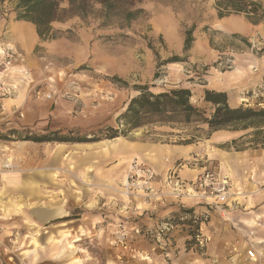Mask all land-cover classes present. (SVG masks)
Returning <instances> with one entry per match:
<instances>
[{
    "label": "rangeland",
    "instance_id": "374dc122",
    "mask_svg": "<svg viewBox=\"0 0 264 264\" xmlns=\"http://www.w3.org/2000/svg\"><path fill=\"white\" fill-rule=\"evenodd\" d=\"M16 1L0 0V15L5 17L12 12ZM261 1L264 4V0ZM136 5L143 12L128 24L120 22L103 25L99 6L93 7L86 19L60 12V18L51 22V35L54 38L39 39L30 55H21L12 42L0 38V43L8 42L19 53L15 65L4 73V79L15 85L14 93L4 99V111H9V104H12L13 113L15 109L22 112V116L17 115L20 118L23 117L25 108L35 117L44 118L41 126L33 124L16 128L17 133L10 135L9 140L37 142L24 137L56 133L55 135H67L71 138L92 139L83 142L103 141L106 145L117 137L130 140L159 139L162 138L161 134L179 133L182 130L203 137L208 130L205 128L207 125L201 122L187 125L148 123L129 128L119 120V116L130 98L139 93L137 86L144 84L149 85L153 92L172 87H188L192 90L191 102L210 112L211 104L202 100V90L209 87L207 78L211 72H221L224 75L222 82L229 89L227 101L231 106L242 103L260 107L264 105L263 25H250L251 31L235 28L236 26L227 30L219 28L215 0H140ZM65 6V2L61 3V7ZM188 32L192 42L189 49L184 50ZM111 129H118L123 133L109 138L107 135L111 133ZM221 129L226 131L221 135L231 136L233 141L244 138L243 143H247L250 149L256 147L259 150V147L264 146L254 141L253 126ZM212 137L223 139L214 135ZM42 142H50L42 144L48 147L55 146L60 141ZM213 146L223 147L226 144L214 142L208 148L213 150ZM104 149L107 150L108 146ZM5 152L7 155L4 159H14L8 149ZM68 153L72 157L63 155L62 159H79L81 151ZM258 156L252 155L250 159L262 158L261 155V158ZM130 159H137L151 166L141 156ZM131 160L124 176L115 185L106 187L114 193L122 194L121 200L112 199L116 203L114 208L118 210L113 213L117 225L108 229L100 228L94 210L88 213L94 216L93 226L88 229L82 227L79 220L84 211L76 206L68 216L62 217L63 220L46 224L45 226H49L46 229L44 226L25 224L4 234V240L0 239V254L11 264L36 263L40 252L44 258L40 264H85L81 262L83 257L88 259L89 264H99L100 261L94 256L103 253L111 255L114 253L113 247L120 248L124 253L125 264H146L143 257L149 251L161 255L160 252L164 249L161 230L166 229L157 230L158 234L143 224L136 230L133 229L135 234L132 235L125 221L132 217L138 220V217L141 218L146 213V210H142L145 205L171 195L163 194V186L157 187L156 181L151 189L129 187L127 180ZM71 164L57 165L56 174L63 178L58 180V188L63 190L64 185L70 183L76 190L86 182L91 187L92 180L86 175V168L83 169L74 160ZM256 172L257 169L251 173L252 181ZM66 176L70 178L66 179ZM89 191H93L92 187ZM236 192L231 183V198ZM186 198L189 201L203 200L189 196ZM213 208L223 214L221 216L216 212V219L228 220L224 205L222 209L214 205ZM188 209L181 207L180 214H170L160 220H168L172 225L181 222L183 225L179 224L178 234L185 237L184 252L206 257L207 246L199 232V225L202 221H207L209 216H194ZM251 215L253 214H249ZM148 216L154 217L156 213H148ZM102 235L105 236L106 243L102 242ZM255 236L258 234L253 228L248 230L245 237L247 249L252 247L256 258H248L246 264H264V248L256 249L252 245ZM48 243H52L53 247L49 249L46 246ZM151 245L153 249L150 248ZM173 246L175 249L174 241Z\"/></svg>",
    "mask_w": 264,
    "mask_h": 264
},
{
    "label": "crops",
    "instance_id": "0c3cea01",
    "mask_svg": "<svg viewBox=\"0 0 264 264\" xmlns=\"http://www.w3.org/2000/svg\"><path fill=\"white\" fill-rule=\"evenodd\" d=\"M216 21L219 28L226 30L236 26L235 28L251 31L250 25L264 26V21L252 24L240 14L218 17ZM0 38L12 42L21 55L32 54L39 42L34 24L16 19L13 11L5 17L0 15ZM223 77L221 72H211L207 78L208 88L225 91L228 95L229 89L224 87ZM11 105L9 104V111L0 113V132L4 133L7 129L33 124L41 126L44 122V118L35 117L26 108L23 111V117H18L11 110ZM163 124L176 125L161 123ZM205 128L208 131L203 137L185 130L179 133L161 134L162 138L159 139L130 140L117 137L106 144L107 150L104 149L106 145L102 143L103 141L95 143L63 141L57 142L55 146L48 145L47 147L42 144L50 142L0 139V239L4 240V234L11 233L17 226L25 224L36 227L44 226L46 229L49 227L45 226L46 224L68 216L76 206H80L84 211L79 220L82 227L88 229L93 226L94 216L88 213L94 210L97 213L95 217L100 228L108 229L110 226L117 225V219L113 213L118 210L114 208L116 203L113 200H121L120 195L122 194L114 193L106 187L115 185L117 180L124 176L131 157L141 156L156 170L157 187L163 186L168 170H173L181 180L189 182L203 170L208 169L229 176L234 191H237L235 196L224 205L225 217L228 220L215 218L217 211L213 208V200L210 198L189 201L190 199L186 197L166 196L152 201L153 204L145 205L142 209L146 210L143 217H138V220L132 217L125 221L132 235L135 234L133 229L136 230L143 224L154 231L166 229L161 230L164 235L161 237L164 245L163 251L160 252L161 255L149 251L143 257L145 263H248L246 256L248 243L245 239L248 230L251 231L253 228V231L258 234L252 243L253 247L264 248V146L259 147V150L256 147L250 149L247 143H243L244 138L233 141V137L221 135L224 131L222 129L210 130L206 126ZM213 135L223 137V139L213 138ZM214 142L225 143L226 146H213V150L209 149L208 146L214 145ZM239 143L243 145L239 146ZM5 149L12 153L14 159H4L7 155ZM78 150L81 151L79 159H62L63 155L72 157L68 152ZM252 155H259L258 157L262 156V158L250 159ZM8 160H11V163H8ZM73 160L78 162L83 169L86 168V175H89L90 181L92 180L93 191H89L91 187L87 182L82 188L76 190L70 183L65 184L63 190L58 188V180L63 178L56 174L57 165L71 164ZM6 161L11 166L3 168ZM256 169L255 179L252 181L250 176ZM69 178L70 176H66V179ZM181 207H188V211H191L194 216L202 214L209 216L207 221H202L199 225V232L204 237L207 246L206 257L184 252L185 237L178 234V226L182 224L181 222L173 224V227L168 220H160L170 214H180ZM153 212L156 216H148V213ZM249 214L253 215L249 216ZM220 215L223 216V214ZM104 239L105 236L102 235L101 240L106 243ZM46 246L49 249L53 247L52 243ZM150 248L153 249V246L151 245ZM113 249L114 253L111 255L103 253L93 256L100 261L99 264H125L124 253L118 247H113ZM29 254L35 256L33 253ZM38 256L36 263L31 264H40L39 262L44 260L41 252ZM81 262L89 264L88 259L84 257ZM0 264L11 263L0 254Z\"/></svg>",
    "mask_w": 264,
    "mask_h": 264
},
{
    "label": "trees",
    "instance_id": "16d2710c",
    "mask_svg": "<svg viewBox=\"0 0 264 264\" xmlns=\"http://www.w3.org/2000/svg\"><path fill=\"white\" fill-rule=\"evenodd\" d=\"M138 1L140 0H17L13 11L16 19L33 23L39 39L46 40L54 38V35H51V22L60 18V12L67 13V16L76 15L81 19H86L91 9L99 6L103 25L120 22L128 24L143 12V9L136 5ZM63 2L66 4L65 7H61ZM215 7L219 18L230 14H242L252 24L264 21V7L261 0H215ZM191 42V35L188 32L185 37L184 50L189 49ZM137 90L139 93L130 98L124 112L119 116V120L129 128L148 123L188 124L191 122L204 123L210 130L253 126L254 141L264 144V105L260 107L242 103L231 106L227 101L225 91L204 88L202 100L211 104L212 108L210 112H207L205 108L191 102L192 90L188 87H172L153 92L149 85L144 84L138 85ZM14 133H17V129H10L8 133H0V139L9 140L10 135ZM119 133L123 132L111 129L107 137L112 138L118 136ZM53 134H38L32 138L26 135L24 138L37 142L92 140Z\"/></svg>",
    "mask_w": 264,
    "mask_h": 264
},
{
    "label": "built area",
    "instance_id": "2783aa9c",
    "mask_svg": "<svg viewBox=\"0 0 264 264\" xmlns=\"http://www.w3.org/2000/svg\"><path fill=\"white\" fill-rule=\"evenodd\" d=\"M18 56L19 53L13 45L8 42L0 43V113L5 110L4 99L15 91V85L4 79V73L15 65ZM14 113L22 116V112L17 109ZM8 166V163H4L2 167L7 168ZM127 181L129 187L139 190L151 189L156 181V171L145 162L133 159L130 163ZM162 190L163 194L177 198L188 196L199 199L210 198L213 200V205L219 209H222L233 195L229 177L208 169L203 170L189 182L181 180L173 170H168ZM246 256L250 259L256 258V252L252 247L246 250Z\"/></svg>",
    "mask_w": 264,
    "mask_h": 264
}]
</instances>
